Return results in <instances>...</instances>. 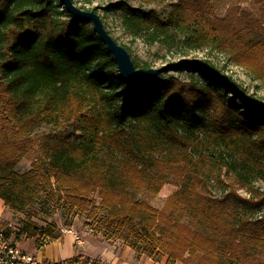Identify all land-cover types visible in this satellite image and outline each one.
Here are the masks:
<instances>
[{"label": "trees", "instance_id": "obj_1", "mask_svg": "<svg viewBox=\"0 0 264 264\" xmlns=\"http://www.w3.org/2000/svg\"><path fill=\"white\" fill-rule=\"evenodd\" d=\"M73 1L97 10L85 8L92 0ZM138 1L103 11L120 7L126 32L177 49L179 60L166 72L187 78L164 72L130 85L92 23L70 14L62 0H0V199L26 212L58 190L65 208L96 218L97 193L111 223H102L106 237L117 235L135 252L165 254L168 264H264V194L253 199L254 183L264 181V108L184 61L205 63L255 102L264 97L183 49L211 43L264 83V40L222 38L202 11L207 0ZM61 122L72 124L69 135L43 146L31 170L16 171L36 146L35 128ZM160 168L182 185L158 209L135 194H159L169 181ZM223 173L253 197L234 190L220 200L204 195L207 177L225 184ZM51 228L25 224L22 233L40 248L46 238L59 239Z\"/></svg>", "mask_w": 264, "mask_h": 264}, {"label": "rangeland", "instance_id": "obj_2", "mask_svg": "<svg viewBox=\"0 0 264 264\" xmlns=\"http://www.w3.org/2000/svg\"><path fill=\"white\" fill-rule=\"evenodd\" d=\"M84 2V0H82ZM199 3L200 0H192ZM121 2L128 3L132 6L140 5L138 0H92V4H85V8H96V12L101 17L105 28L110 32L117 43L123 45L131 55L133 60H137L140 64L149 63L151 68H160L167 66L179 60L177 49L171 52L167 46L162 44H150L148 38L142 34L137 37L126 32L122 27V17L124 11L118 7L115 12L106 13L103 7L109 3ZM82 2L78 6H81ZM201 5V4H200ZM146 8L156 7L161 9V6L155 4L145 5ZM202 11L206 17L210 18L212 23L217 27L222 38H231L233 35L241 33L246 39L264 40V0H207L202 6ZM237 32V33H236ZM190 53L189 59L207 58L211 60L219 68H224L226 73L233 75L236 81L243 84L250 93H257L264 97V83L255 79L252 73L247 69L240 67L230 60V54L227 50H222L211 43L203 46L200 49L194 47H184ZM166 75H178L181 78H187L186 73H178L174 71L166 72ZM72 124L66 122L57 123L55 125L39 124L34 130V138L36 140L35 148L24 158L20 160L16 167L19 173H25L32 169L35 163L41 162L43 156V146L49 142L53 143L63 136L69 135L72 131ZM198 141L205 140V136L201 132L196 133ZM163 174H167L169 181L163 186L158 195H150L146 191H139L135 196L141 200L150 203L152 206L161 209L163 208L167 198L171 196L182 185V179L174 178L173 175L159 170ZM221 179L225 184L216 179V175H209L204 186V195L215 200L222 199L230 191L234 190L243 198L253 197L257 200L258 194H264V181L258 180L254 183L253 196L246 189L240 186L231 184L230 180L221 175ZM63 194L55 190L51 195H47L38 200L26 212H17L6 207L5 214L0 219V229L7 231L12 241L21 249L33 253L38 249L36 244L37 238H28L22 233L25 224H34L40 230L51 228L55 234H59L61 240L64 235L72 231L83 239V243L76 245L79 250V256L73 257L79 260L98 259L105 262L104 255L101 252L107 247L117 255L122 256L121 260H126L130 264H168V257L165 254L147 255L144 253L135 252L130 248L123 239L112 234L110 238L105 235L106 229L102 223L109 222L104 219L108 212L101 207V200L97 193L94 194V207L97 209V217L91 218L90 211L80 212L77 210H69L63 205ZM111 224V223H110ZM109 224V225H110ZM100 226L104 230L101 232ZM107 228V227H106ZM66 230L67 232H63ZM115 229H112L114 232ZM38 237V236H37ZM45 237V236H44ZM43 237V238H44ZM39 239L41 238L38 237ZM75 239V237H74ZM54 242V241H52ZM41 250V249H39ZM37 254V253H35ZM89 256V257H87ZM92 256V257H91ZM102 256V257H101ZM70 258V259H73ZM83 258V259H81ZM104 260V261H103ZM181 264V263H177Z\"/></svg>", "mask_w": 264, "mask_h": 264}, {"label": "water", "instance_id": "obj_3", "mask_svg": "<svg viewBox=\"0 0 264 264\" xmlns=\"http://www.w3.org/2000/svg\"><path fill=\"white\" fill-rule=\"evenodd\" d=\"M62 2L70 14L76 18L84 19L92 23L93 31L99 35L108 51L114 57L121 78L130 85H137L151 81L152 79H156L160 74L169 70V65L160 68H137L128 50L123 45L117 43V41L112 37L109 31L105 28L101 17L96 11L81 9L74 3L73 0H62ZM184 63L194 66L196 69L205 71L209 75L216 77L222 83L232 88L245 103L264 108V102L259 103L251 100L234 81L211 69L205 63L193 60H186Z\"/></svg>", "mask_w": 264, "mask_h": 264}, {"label": "built area", "instance_id": "obj_4", "mask_svg": "<svg viewBox=\"0 0 264 264\" xmlns=\"http://www.w3.org/2000/svg\"><path fill=\"white\" fill-rule=\"evenodd\" d=\"M63 232H67L64 230ZM69 232L72 233L70 230ZM76 245L83 243V239L77 234L74 235ZM58 241V240H57ZM53 243L49 238L43 241L39 249H43ZM83 259V258H81ZM0 264H105L98 259L79 260L78 258L73 259H62L52 260L50 258L42 257L39 254L29 253L15 244L9 237L7 231L0 229Z\"/></svg>", "mask_w": 264, "mask_h": 264}, {"label": "crops", "instance_id": "obj_5", "mask_svg": "<svg viewBox=\"0 0 264 264\" xmlns=\"http://www.w3.org/2000/svg\"><path fill=\"white\" fill-rule=\"evenodd\" d=\"M6 212L4 202L0 199V219ZM74 237L71 233L64 235L61 240L51 243L49 246L36 250L33 253H37L42 257L50 258L52 260L70 259L79 256V250L75 246ZM104 255L106 264H130L126 260H121L120 255L116 252H112L109 248L105 247L101 251ZM89 257V256H87ZM92 257V256H91ZM102 257V256H101ZM103 260V261H104Z\"/></svg>", "mask_w": 264, "mask_h": 264}]
</instances>
